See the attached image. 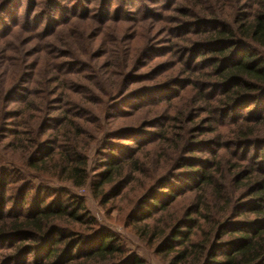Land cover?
I'll use <instances>...</instances> for the list:
<instances>
[{
	"label": "rangeland",
	"instance_id": "374dc122",
	"mask_svg": "<svg viewBox=\"0 0 264 264\" xmlns=\"http://www.w3.org/2000/svg\"><path fill=\"white\" fill-rule=\"evenodd\" d=\"M261 1L0 0V226L70 191L83 197L100 230L120 240L124 258L168 264L137 235L142 224L150 233L173 231L190 205L182 187L197 171L211 172L216 158L264 156L262 145L217 144L248 116L244 104L226 119L205 111L215 103L189 109L197 92L220 97L202 78L212 49L196 35L225 28L216 19L231 26L252 19ZM176 111L183 117L173 128ZM68 157L91 183L121 166L122 176L107 188L114 197L108 204L92 186L75 191L53 178ZM41 162L46 171L30 168ZM150 192L164 193L170 206L141 223L135 207ZM13 246L0 241V264L32 263L33 256L17 258Z\"/></svg>",
	"mask_w": 264,
	"mask_h": 264
},
{
	"label": "trees",
	"instance_id": "16d2710c",
	"mask_svg": "<svg viewBox=\"0 0 264 264\" xmlns=\"http://www.w3.org/2000/svg\"><path fill=\"white\" fill-rule=\"evenodd\" d=\"M216 21L225 24V28L205 31L196 37L202 46L212 49L211 59L203 62L205 66L208 64L204 68L210 71L202 78L220 97L197 92L190 100L189 109L201 103H215L216 106L205 111L226 119L244 104L248 116L241 119V125L219 135L217 144L262 145L263 149L264 0L246 22L236 20L231 26L219 19ZM182 117V112L176 111L169 118L173 128L181 123ZM246 123L252 125L244 127ZM161 138L165 141L163 144L167 143L165 134ZM260 158L242 160V163L216 158L211 172L197 171L193 174L194 183H185L182 187V196L189 199L190 205L173 231L168 226L166 232L150 233V225L146 223L137 235L146 239L147 246L155 248V254L168 264H264V156ZM46 165V162L34 167L30 164V168L46 171ZM101 175L100 181L91 183L82 164H75L68 157L67 168L54 167L53 178L59 177L75 191L85 192L92 186L95 198L105 205L114 198L107 188L122 176V168L112 166ZM60 192L57 200L46 207L35 206L27 214L0 226V241L14 243L12 248L17 258L33 256L32 263L22 264H146L138 257L124 258V248L117 245L120 240L100 230L95 219L85 214L83 197L70 191ZM161 194L150 192L148 199L137 201L135 211L142 214L141 223L149 220L158 208L168 211L170 205L162 203L161 197L165 194ZM65 195L69 197L67 203L63 201ZM166 197L176 200L170 194ZM144 204L150 210H144ZM76 226L85 227L86 231L81 232Z\"/></svg>",
	"mask_w": 264,
	"mask_h": 264
}]
</instances>
